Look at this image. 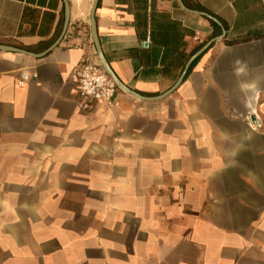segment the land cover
<instances>
[{
	"label": "crops",
	"instance_id": "obj_1",
	"mask_svg": "<svg viewBox=\"0 0 264 264\" xmlns=\"http://www.w3.org/2000/svg\"><path fill=\"white\" fill-rule=\"evenodd\" d=\"M95 2L0 0V264H264V0Z\"/></svg>",
	"mask_w": 264,
	"mask_h": 264
},
{
	"label": "built area",
	"instance_id": "obj_2",
	"mask_svg": "<svg viewBox=\"0 0 264 264\" xmlns=\"http://www.w3.org/2000/svg\"><path fill=\"white\" fill-rule=\"evenodd\" d=\"M37 73H23L19 85L36 78ZM72 81L81 98L80 107L88 109L93 101H105L112 103L117 95L118 84L97 62L84 61L74 67Z\"/></svg>",
	"mask_w": 264,
	"mask_h": 264
},
{
	"label": "water",
	"instance_id": "obj_3",
	"mask_svg": "<svg viewBox=\"0 0 264 264\" xmlns=\"http://www.w3.org/2000/svg\"><path fill=\"white\" fill-rule=\"evenodd\" d=\"M96 4H97V0L95 2V5H94V8L96 7ZM68 14H67V17H66V25H65V28L67 27L68 25ZM92 29H93V36H94V40H95V43H96V46H97V49H98V53H99V56L102 60V63L104 65V67L106 68V70L110 73V75L119 83L120 86L123 87V84L119 81V79L116 77V75L113 73L112 69L110 68L109 64L107 63L104 55H103V52L101 50V47L99 45V41H98V36H97V29H96V24H95V21L93 20L92 22ZM255 115H252L251 119L252 121H256L255 119Z\"/></svg>",
	"mask_w": 264,
	"mask_h": 264
},
{
	"label": "clouds",
	"instance_id": "obj_4",
	"mask_svg": "<svg viewBox=\"0 0 264 264\" xmlns=\"http://www.w3.org/2000/svg\"><path fill=\"white\" fill-rule=\"evenodd\" d=\"M236 67H235V72L237 75H240L241 73H243L247 67L246 64H242L241 61H236ZM253 87L255 86V84L252 85Z\"/></svg>",
	"mask_w": 264,
	"mask_h": 264
}]
</instances>
